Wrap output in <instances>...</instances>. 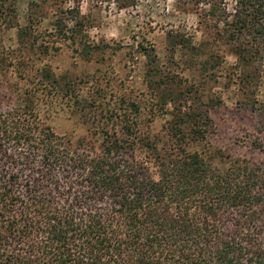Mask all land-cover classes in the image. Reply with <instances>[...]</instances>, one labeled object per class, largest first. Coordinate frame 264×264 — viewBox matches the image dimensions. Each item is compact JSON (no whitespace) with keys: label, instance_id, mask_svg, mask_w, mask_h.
Instances as JSON below:
<instances>
[{"label":"trees","instance_id":"trees-1","mask_svg":"<svg viewBox=\"0 0 264 264\" xmlns=\"http://www.w3.org/2000/svg\"><path fill=\"white\" fill-rule=\"evenodd\" d=\"M7 2L0 24L10 27ZM186 2L226 15L215 26H226L237 56L264 43V0H234L229 13L223 0ZM69 13L72 26L57 17L50 35L85 50L79 10ZM41 75L20 91L21 107H0V264H264V157L224 159L199 108L171 112L160 136L125 99L92 121L80 109L85 136L58 134L37 104L61 94L78 110V96L69 80ZM248 148L264 153V140Z\"/></svg>","mask_w":264,"mask_h":264},{"label":"rangeland","instance_id":"rangeland-1","mask_svg":"<svg viewBox=\"0 0 264 264\" xmlns=\"http://www.w3.org/2000/svg\"><path fill=\"white\" fill-rule=\"evenodd\" d=\"M125 1L130 6L119 9L115 0H8L12 10L4 16L12 25L0 24V107H21L20 91L39 87L42 70H51L72 83L79 102L74 110L60 94L51 105L37 104L58 134L85 136L91 123L80 109L92 121V111L111 110L125 99L138 104L137 121L160 136L171 112L199 108L208 115L209 140L228 149L224 159L263 158L248 146L264 140V43L244 59L226 40V26H215L226 15H207L186 0ZM223 3L229 13L234 0ZM71 9L85 24V50L79 40L50 35L57 17L72 26ZM23 29L31 33L26 45Z\"/></svg>","mask_w":264,"mask_h":264}]
</instances>
